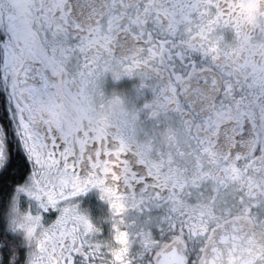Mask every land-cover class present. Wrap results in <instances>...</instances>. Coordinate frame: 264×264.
<instances>
[{
    "label": "snow or ice",
    "instance_id": "6c2138e0",
    "mask_svg": "<svg viewBox=\"0 0 264 264\" xmlns=\"http://www.w3.org/2000/svg\"><path fill=\"white\" fill-rule=\"evenodd\" d=\"M0 36V264H264V0H0ZM107 74L135 146L55 101Z\"/></svg>",
    "mask_w": 264,
    "mask_h": 264
},
{
    "label": "clouds",
    "instance_id": "9594fccd",
    "mask_svg": "<svg viewBox=\"0 0 264 264\" xmlns=\"http://www.w3.org/2000/svg\"><path fill=\"white\" fill-rule=\"evenodd\" d=\"M27 61L26 56L21 57ZM105 75L98 83L88 88L86 95H81L76 88L54 89V98L59 110L64 114L70 134L75 135L80 129L87 128L101 133L120 132L133 146L145 134L142 119V105L137 101L142 97L141 84L134 87L135 95L128 90L113 88L105 90ZM112 76V75H111ZM114 81H119L112 76ZM154 99V98H153ZM110 216L102 218L105 221Z\"/></svg>",
    "mask_w": 264,
    "mask_h": 264
},
{
    "label": "flooded vegetation",
    "instance_id": "af4514ba",
    "mask_svg": "<svg viewBox=\"0 0 264 264\" xmlns=\"http://www.w3.org/2000/svg\"><path fill=\"white\" fill-rule=\"evenodd\" d=\"M0 39H3L0 36ZM139 84V79L137 77H122L119 81H114L111 74H107L105 77V90L111 91L113 88L123 89L132 92L135 95L134 87ZM151 99V92L148 89H144V95L141 97L137 103L142 105L146 100ZM82 210L87 212L94 220L102 221V218L108 215V205L106 202L100 199V194L97 190H92L88 194L82 196L79 199ZM54 218V217H53ZM102 228L104 230V235L108 234L109 225L105 222L102 223Z\"/></svg>",
    "mask_w": 264,
    "mask_h": 264
}]
</instances>
